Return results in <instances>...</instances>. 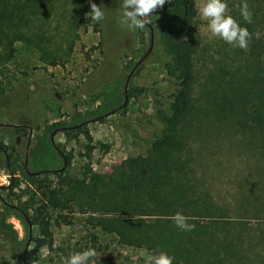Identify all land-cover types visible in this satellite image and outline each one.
<instances>
[{"label": "rangeland", "instance_id": "rangeland-1", "mask_svg": "<svg viewBox=\"0 0 264 264\" xmlns=\"http://www.w3.org/2000/svg\"><path fill=\"white\" fill-rule=\"evenodd\" d=\"M192 1L195 9L198 0ZM244 2L250 23L240 14ZM91 3L69 0L63 11L59 3L56 36L62 50L55 61H45L24 42L11 49L0 41V96H7L9 113L19 117H0V144L22 166L47 125L68 121L119 92L127 103L104 122L88 125L90 155L83 138L76 142L62 132L52 137L55 145L74 152L73 167H90L87 183L99 186L104 197L92 211L89 205L87 212L76 206L62 211L66 220L57 219L56 211L53 250L37 228L28 231L0 202V220L12 225L18 238L12 244L0 234V264H18L24 253L38 255L36 264H62V258L89 247L96 250L92 264H144L141 253L159 251L174 256L173 264H264V0H228V13L251 34L246 49L211 37L195 10L189 105L170 132L177 145L162 153L142 128L156 115L157 95L178 88L156 51L162 46L151 30L157 8L143 18V29H129L114 6L118 14L110 12L105 24L103 54ZM55 25L49 28L53 33ZM132 88L146 92L129 99ZM28 92L38 97L34 112L25 101ZM51 155L59 170L63 158L60 162L56 151ZM12 177L0 167V196L9 204L15 202ZM177 212L195 225L191 231L175 226L171 217Z\"/></svg>", "mask_w": 264, "mask_h": 264}, {"label": "trees", "instance_id": "trees-1", "mask_svg": "<svg viewBox=\"0 0 264 264\" xmlns=\"http://www.w3.org/2000/svg\"><path fill=\"white\" fill-rule=\"evenodd\" d=\"M89 1L100 6L105 12L104 18L97 21V24L101 25L99 32L102 33L100 41L102 53L106 54L105 24L111 21L110 17H113L110 12L117 13L114 6L120 11L122 0ZM60 2L63 11L69 0H0V41L5 42L11 49L17 42H24L37 48L45 61L52 62L59 59V50L62 48L59 49V36L56 35L59 33ZM157 15L151 23V30L156 33L162 45L160 49L156 48L159 52V62L169 81L178 88L157 95L156 115L143 121L142 128L152 134L153 149L162 153L177 145L176 137L171 133L180 124L189 105L186 89L192 80L190 60L194 38L192 34L195 18L194 3L192 0H165L163 5L157 7ZM118 18V21H121L120 15ZM52 23L54 25L56 23L53 27L55 33L49 29ZM174 30L184 32L190 40L184 41L178 35L173 37ZM145 92L144 88H132L128 98L138 97ZM109 97L94 109L76 112L68 121L47 125L38 136L28 162H23L22 166H19L18 159L13 160L8 148L0 144V167L6 168L14 176L11 178L10 190L15 198V202L9 204L0 196V202L7 212L21 220L28 231L37 228L40 236L47 241L50 250H53L55 245L52 222L53 215L58 209L57 219L66 220L62 211L76 206L87 212V205L92 211L104 197L99 186L90 187L87 183L92 174L90 167L84 171L73 167L74 152L67 150L65 144L55 145L52 137L62 132L70 135L69 138L76 142L83 138L86 142L87 154L90 155L93 145L88 125L93 121L104 122L106 115L119 110L127 103L126 98L121 97L119 92L117 94V91ZM7 99V96H0V109H3L0 111V117L3 121H17L19 117L9 113ZM100 99V95L97 96V100ZM25 101L30 106V111L34 112L38 101L37 94L28 92ZM22 125L21 129H24L25 126ZM55 151L59 153L60 162V157L63 158V165L59 170L53 166L51 160L53 157L51 154ZM143 171L146 175L147 169ZM24 181L25 188H22ZM15 189H21L20 193H15ZM114 207L118 209V206ZM0 234L12 244L18 241L12 225L5 220H0ZM39 261L38 255L24 253L18 264H36Z\"/></svg>", "mask_w": 264, "mask_h": 264}, {"label": "clouds", "instance_id": "clouds-1", "mask_svg": "<svg viewBox=\"0 0 264 264\" xmlns=\"http://www.w3.org/2000/svg\"><path fill=\"white\" fill-rule=\"evenodd\" d=\"M165 0H122L120 4L121 22L129 29H143L145 26L144 17L163 5ZM91 19L100 21L104 18V10L95 3L90 5ZM228 0H198L196 13L201 20L206 21V27L211 37H218L233 47L246 49L251 39L247 27L240 23L227 11ZM240 14L247 22H251V12L247 3L240 6ZM171 219L175 226L182 231H191L195 225L187 223L189 219L180 212L175 213ZM144 256V264H173L174 256L166 251H159L157 254L151 252L141 253ZM96 257L94 248H87L62 258V264H92Z\"/></svg>", "mask_w": 264, "mask_h": 264}, {"label": "water", "instance_id": "water-1", "mask_svg": "<svg viewBox=\"0 0 264 264\" xmlns=\"http://www.w3.org/2000/svg\"><path fill=\"white\" fill-rule=\"evenodd\" d=\"M127 100V99H126Z\"/></svg>", "mask_w": 264, "mask_h": 264}]
</instances>
